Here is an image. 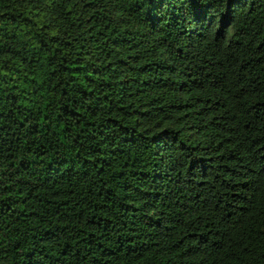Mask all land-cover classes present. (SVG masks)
I'll return each mask as SVG.
<instances>
[{"label":"trees","instance_id":"1","mask_svg":"<svg viewBox=\"0 0 264 264\" xmlns=\"http://www.w3.org/2000/svg\"><path fill=\"white\" fill-rule=\"evenodd\" d=\"M0 264H264V0H0Z\"/></svg>","mask_w":264,"mask_h":264}]
</instances>
